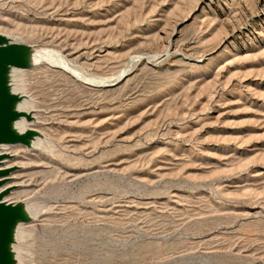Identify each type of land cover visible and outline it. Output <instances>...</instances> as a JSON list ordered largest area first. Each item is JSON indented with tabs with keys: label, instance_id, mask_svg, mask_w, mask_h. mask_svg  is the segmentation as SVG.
I'll list each match as a JSON object with an SVG mask.
<instances>
[{
	"label": "rangeland",
	"instance_id": "374dc122",
	"mask_svg": "<svg viewBox=\"0 0 264 264\" xmlns=\"http://www.w3.org/2000/svg\"><path fill=\"white\" fill-rule=\"evenodd\" d=\"M0 32L44 48L23 264H264V0H0Z\"/></svg>",
	"mask_w": 264,
	"mask_h": 264
},
{
	"label": "water",
	"instance_id": "95a60500",
	"mask_svg": "<svg viewBox=\"0 0 264 264\" xmlns=\"http://www.w3.org/2000/svg\"><path fill=\"white\" fill-rule=\"evenodd\" d=\"M17 39L0 32V264L26 263L24 253L19 249L25 241L21 231L37 219L31 208V196L17 200L8 198L19 185L7 183L21 166L7 163L16 157V153L5 150V146L18 144L30 151L40 139L46 138L39 129L22 126L23 122H33L35 118L33 112L22 108L26 96L16 87L17 71L34 67L43 46Z\"/></svg>",
	"mask_w": 264,
	"mask_h": 264
},
{
	"label": "bare ground",
	"instance_id": "6f19581e",
	"mask_svg": "<svg viewBox=\"0 0 264 264\" xmlns=\"http://www.w3.org/2000/svg\"><path fill=\"white\" fill-rule=\"evenodd\" d=\"M43 49H44V48H43ZM43 49H42V50H43ZM45 51H48V53H50L49 50H45ZM50 51H51V50H50ZM39 52H40V51H39ZM43 52H44V51H43ZM53 52H54V51H53ZM40 53H41V52H40ZM55 53H57V52H55ZM55 53H54V54H55ZM43 54H44V53H43ZM46 54H47V53H46ZM57 56H58V55H57ZM41 57H42V56H41ZM131 59H132V58H131ZM62 63H63V62H62ZM127 69H129V68H127ZM123 71H124V69H123ZM126 71H127V70H126ZM126 71H125V72H126ZM120 72L122 73V70H121ZM127 72H128V71H127ZM119 74H120V73H119ZM119 74H117V75H115V76L117 77ZM123 74L125 75V73H123ZM123 74H122V75H123ZM115 76H114V77H115ZM120 77H121V76H119V79H121ZM117 79H118V78H114L113 81H115V80H117ZM110 80H111V79H110ZM106 81H108V83H109V79L106 80ZM110 82H111V81H110ZM117 82H118V81H117ZM111 83H112V82H111ZM48 140H49V139H48ZM38 144H39V143H38ZM38 146H39V145H38Z\"/></svg>",
	"mask_w": 264,
	"mask_h": 264
}]
</instances>
